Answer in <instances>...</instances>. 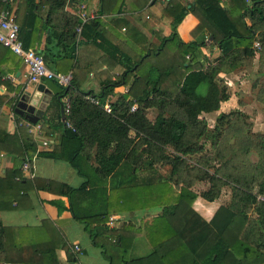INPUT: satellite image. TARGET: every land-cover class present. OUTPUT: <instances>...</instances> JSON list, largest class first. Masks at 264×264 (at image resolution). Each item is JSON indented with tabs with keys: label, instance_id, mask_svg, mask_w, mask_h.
Returning a JSON list of instances; mask_svg holds the SVG:
<instances>
[{
	"label": "trees",
	"instance_id": "1",
	"mask_svg": "<svg viewBox=\"0 0 264 264\" xmlns=\"http://www.w3.org/2000/svg\"><path fill=\"white\" fill-rule=\"evenodd\" d=\"M47 1V19L66 2ZM120 1L141 9L147 0ZM108 2L99 0L101 13L107 11ZM4 6L0 0V9ZM162 11L170 18L172 30L168 35L159 33L158 44L139 33L143 44L138 42L132 56L115 46L124 70L105 84L128 83L129 87L110 102V112L102 107L105 90L97 95L82 90L73 71L71 84L59 93L69 99L66 119L71 123L58 121L60 142L36 151L31 134L23 132L26 127L18 125L16 118L18 133L0 129V150L28 162L34 154L64 159L76 168L84 180L76 187L61 183V191L108 264H264V134L252 132L246 114L235 108L219 112L212 125L200 115L218 109L229 97L219 71L233 69L249 56L264 61V0H166ZM186 12L194 14L197 23L190 30L191 38L184 41L176 25ZM78 22L70 13L66 31L59 32L50 21L44 22L50 31L46 44L56 39L67 46L65 55L72 57L80 37H87L89 27L96 30L99 19L84 22L75 38ZM97 37L94 32L89 39ZM254 40L260 42L259 49L253 47ZM206 44L219 49L211 60L200 51ZM42 56L44 62L53 60L47 52ZM201 82L206 83L203 94L197 92ZM86 94L97 96L99 104ZM5 101L0 95V105ZM152 107L157 113L151 119L147 110ZM200 138L213 152L203 156L205 144ZM194 153H201L196 162H187L186 157ZM159 163L170 166L168 175ZM188 171L190 178L185 176ZM199 178L207 180L208 187L195 192L189 186ZM23 179L21 170L14 168L0 176V184L22 186ZM45 182L39 185L50 183ZM198 196L218 203L209 219L192 206ZM157 206L158 213L145 215ZM137 210L143 219L136 225L126 212ZM110 213L121 215L119 226L107 224ZM7 228L0 221L1 262L10 261L4 254ZM143 244L148 247L142 249Z\"/></svg>",
	"mask_w": 264,
	"mask_h": 264
},
{
	"label": "crops",
	"instance_id": "2",
	"mask_svg": "<svg viewBox=\"0 0 264 264\" xmlns=\"http://www.w3.org/2000/svg\"><path fill=\"white\" fill-rule=\"evenodd\" d=\"M180 1L193 2V0ZM124 2H130V0H124ZM81 3L84 4L86 13L90 15L88 19L98 18L99 22L96 30L94 27L85 30L87 37L81 36L75 50L71 53L72 57H67L65 55L67 46L62 45V42H56V39H53L46 44V37L50 31L44 22L50 21L56 32L66 31L70 13L77 16L76 10ZM128 5L130 4L124 5L120 0H109L106 6L107 11L101 13L99 0H66L63 8L53 10L47 19V0H13L8 4L16 15L19 35L23 43L42 55L47 52L50 58H53V60L45 62L48 68L61 72L71 71L73 73L75 71L77 80L81 82L82 90L96 95L105 90L104 101L109 102L126 94L129 87L128 83L113 86L105 84L107 80H115L124 70V65L119 61L115 46L120 49V52L132 56L138 42L143 44L139 33L156 45L160 42L159 33L168 35L172 30L170 18L162 11L164 6L162 0H147L141 9H132ZM123 6L126 7L125 10L119 9ZM117 7L118 9H116ZM196 23L197 19L194 14L186 12L176 25L179 37L184 41L189 40L191 38L190 30ZM94 32H97L99 36L95 41L89 39V36ZM211 38L210 36L206 37V41L209 42ZM46 45L49 49H46ZM206 45L200 46V51L211 60L219 53V49L215 45ZM254 59L260 60L258 56H249L243 63L246 61L255 63ZM0 70L3 72L0 74V80H7V84L0 83V95H4L6 100L0 105V129L6 130L8 133H18V125L26 127L23 132L31 134L36 144V151L57 145L62 136V126L58 124L61 116L56 94L51 95L42 116L36 122H30L14 110V102L23 89H29L41 80L26 84V66L19 56L9 52L2 44H0ZM233 70L235 67L232 70L219 71L218 77L222 79L223 74H233ZM261 70H258L257 67L255 75L264 76V70L262 73ZM248 73L250 72L248 71ZM103 86H106L105 89ZM59 97L62 102V97L60 95ZM233 98H236L235 94H229L228 99L220 102L218 109L208 112L213 115V121L219 112H227L233 108V102L237 103ZM253 100L255 103L260 102L257 104L259 108L255 113H246V120L251 122L252 132L264 134V101L257 97V92H254ZM16 118L19 119L18 125ZM43 118H46L48 122L42 123ZM28 123H39L40 127L38 130H29ZM1 133L0 130V135ZM43 140L48 141V146L42 145ZM14 168H19L25 179L22 180L23 187L21 184L14 183L11 187L3 183L0 184V221L3 225L8 226L4 254L9 257L7 260H10L0 261V263L108 264L107 259L102 256L100 248L92 244L83 222L75 219L72 215L68 207V197L61 191V183L76 187L84 180V177L77 173L76 168L64 159L34 154L29 161V169L26 170L22 167L20 156L6 154L0 150V176ZM15 178L12 177L13 180ZM33 178H37V181L33 182ZM45 181H50V183L45 184L46 187H41L39 184ZM11 196L14 197L11 198ZM195 200L198 201V197ZM200 202L203 207L192 206L205 219H209L218 203L206 199H202ZM207 207H210L211 210L207 211ZM159 211V206L152 207L145 212V215L149 216ZM126 214H129L127 218H131L136 225L143 219L142 213L138 211H129ZM109 215L118 217L115 226L121 224V215L118 213ZM252 215H254L253 211ZM75 242L80 245L81 252L79 253L71 250V244ZM61 243L65 245L63 246ZM147 247L145 244L142 245V249ZM40 248L44 249L43 253H38Z\"/></svg>",
	"mask_w": 264,
	"mask_h": 264
},
{
	"label": "built area",
	"instance_id": "3",
	"mask_svg": "<svg viewBox=\"0 0 264 264\" xmlns=\"http://www.w3.org/2000/svg\"><path fill=\"white\" fill-rule=\"evenodd\" d=\"M5 6L0 9V43L6 47H8L13 53H15L23 64L26 66V84L37 82L39 80H43L45 78H49L54 80L57 84H59L62 88L67 87L71 84L72 72H61L51 68H48L44 62L43 56L41 53L36 51L34 48L25 47L23 45V41L19 35V25L16 20V15L12 9L8 6L13 0H1ZM166 0H162L165 4ZM77 17L79 18V22L75 27L76 38L80 34L82 24L88 20L90 15H88L85 11V6L83 3L79 4L78 9L76 10ZM253 47L255 49L260 48V42L258 40L253 41ZM85 97L95 104H99V100L97 96L86 94ZM63 104V113L64 121L66 126H71V123L66 119V114L69 112V99L65 95L61 99ZM103 109L106 112L111 111V106L109 101H104L102 104ZM135 107V104L131 105V109ZM27 127L29 130L39 129L40 124H32L28 123ZM42 145L48 146V141L43 140ZM22 167L26 170L29 169L28 160L22 161ZM262 198V197H261ZM118 217L116 215H109L107 224L110 227H113L117 223ZM71 250L73 252L79 253L81 252L80 245L78 243L71 244ZM73 264H79L78 262Z\"/></svg>",
	"mask_w": 264,
	"mask_h": 264
},
{
	"label": "rangeland",
	"instance_id": "4",
	"mask_svg": "<svg viewBox=\"0 0 264 264\" xmlns=\"http://www.w3.org/2000/svg\"><path fill=\"white\" fill-rule=\"evenodd\" d=\"M209 45L211 46L212 44H209ZM244 60H245V58L243 59V61ZM256 60L257 59H254L255 63H250L247 61L243 63V61H242L241 64H239L235 67V70H233V72H234L233 74H229V75L223 74L222 75L223 80L220 79L221 84L224 81V83L226 84L225 86L226 87L228 86L227 89H228L229 94L234 93L236 96V98H233V100H236L237 103H235V101L233 102V108L240 110V112H242L244 114L255 113L256 109L258 110V108H259V106L257 104H259L260 102L255 103V100H253L254 92H257V97L262 98L264 101V76L263 75L262 76L255 75V70L257 71V67H258V70L259 69L264 70V61H261V60L256 61ZM248 71L250 73H248ZM252 82H256V83L258 82V83H257V85H252ZM205 89H206V83L201 82L197 88V92L203 94L205 92ZM263 111H264V107H263ZM156 113H157L156 108L152 107V108H149L147 110V116L150 117L151 119L155 116ZM200 115L203 118H205L207 124H209V125L213 124V122H214L213 121V115L211 113L202 112ZM198 141L199 142L203 141V143L205 144L204 149L202 151L203 156L205 154H210L211 152H213V150L211 149L209 144L206 143L205 139L200 138ZM168 150L170 151V149H168ZM199 154H201V153H199ZM199 154L194 153L192 155H189L188 157H186V161L189 163H195ZM196 164H199V163H196ZM158 168L161 170V172L163 174L168 175L169 168H170V166L168 164L159 163ZM190 175H192L191 171H188L185 173V176L188 178H190ZM188 178H186V179H188ZM207 187H208V181L203 179V178L202 179H200V178L199 179H193L190 183V186H189V188L195 192H200L201 190H203ZM224 189H226V187H224ZM223 191H225V190H223ZM202 199L203 198L198 196V201L193 200L192 205H196L197 208L203 207L202 202H200ZM210 210H211L210 207H207V211H210ZM137 211L139 213H141L140 210H137ZM135 214H137V213H135ZM112 228H114V227H112Z\"/></svg>",
	"mask_w": 264,
	"mask_h": 264
},
{
	"label": "water",
	"instance_id": "5",
	"mask_svg": "<svg viewBox=\"0 0 264 264\" xmlns=\"http://www.w3.org/2000/svg\"><path fill=\"white\" fill-rule=\"evenodd\" d=\"M62 89L54 80L45 78L35 83L31 88L23 89L15 101L14 110L30 122H36L42 116L51 95L56 94L61 120H63V104L59 100V93Z\"/></svg>",
	"mask_w": 264,
	"mask_h": 264
}]
</instances>
